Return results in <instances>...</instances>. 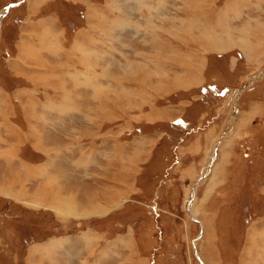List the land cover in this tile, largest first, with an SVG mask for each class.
Wrapping results in <instances>:
<instances>
[{"label": "rangeland", "instance_id": "1", "mask_svg": "<svg viewBox=\"0 0 264 264\" xmlns=\"http://www.w3.org/2000/svg\"><path fill=\"white\" fill-rule=\"evenodd\" d=\"M234 1H179L169 64L145 0H0V264L92 232L96 264H264V1Z\"/></svg>", "mask_w": 264, "mask_h": 264}, {"label": "crops", "instance_id": "2", "mask_svg": "<svg viewBox=\"0 0 264 264\" xmlns=\"http://www.w3.org/2000/svg\"><path fill=\"white\" fill-rule=\"evenodd\" d=\"M82 1L84 2V1H87V0H82ZM126 1H129V2L130 1L132 2L133 1V2H135V0H126ZM145 1H147V3L144 4V7L146 9L145 12H144L145 15H149L151 17H155L156 18V20H155L156 30L158 31V33L160 32L161 34H163L165 36V38H167L168 41H169V42L163 41L162 42V45L159 48H157V49L161 50V53L159 54L160 62H162L164 60H168L169 64L175 63L174 62L175 61V56L165 55L164 54V50H173L174 51L176 48H180V47H183V48H189V47H191V45L183 44L182 42H181L182 44H176L175 43V26H178V25L185 26L184 28H182L184 30L181 29V33H182L181 34V37H184V36H189L190 35V32L193 30V28H192L191 25L194 26L195 24H197L195 22V19L196 18H195V14L194 13L192 15L193 16V19L192 20H190V18H191L190 16L185 17L184 15H182V14L180 15L179 14V10H180V9H178L179 8L178 7L179 6L178 4L180 3L179 1H182L185 4L184 6H181V8L182 7L184 9H186V8H189L190 9V8H192V10L195 12V11H197L196 10L197 9L196 1H198V0H145ZM211 1L212 0H201L202 4L204 6L203 12H205V14L210 13L211 10H212V6H210L208 4ZM242 1L243 0H235L232 3L231 7H230L231 10L234 11V12H236V13L238 11V13H239L241 11V2ZM257 1L261 2V1H264V0H257ZM79 2H80V0H79ZM88 2H89V0H88ZM168 2H170V4H167ZM89 4L92 6L91 9L92 8L94 9V7L92 5L94 3H89ZM262 7L263 6L257 7V8H262ZM198 8H200V6ZM252 8H256V7H254L253 4H252ZM85 10L87 11V6H86ZM92 12H93V10H90L89 11V14H92ZM175 13H177L178 16L175 15ZM204 16L205 15H203V16L200 15L199 16V24L198 25H200V21L201 20H204V26L203 27L205 28V27H207V25H206V18ZM174 17H175V19H174ZM163 18H166V21L168 23H164V24L158 23L157 24V22L160 21V20H162ZM215 18H214V20H215ZM224 18L226 19L225 16H224ZM229 19H232L233 21L236 20L235 18H229ZM236 22H238V20H236ZM260 22L261 21H259V23ZM42 23H45V25L48 26V24L46 23V21L45 22L42 21ZM263 23L264 22H262V24ZM227 24H229L230 27L233 28L232 22H230V23L227 22ZM125 25H126V23H125ZM169 26H170V28H168V29L163 28V27H169ZM34 28H35V26H34ZM42 28H40V29L42 30ZM91 28H93V27H91ZM49 29H50V32L53 35H55V33L52 32V28L49 27ZM156 30H153V31H156ZM38 31H39V29L35 30L34 31L35 34H36V32L38 33ZM147 31H149L148 28H147ZM243 31H244V33H246L245 29ZM241 32H242V30H241ZM259 34H260V31H259ZM31 35H33V33ZM262 35L264 36V33H262ZM56 38H57L58 41H61V38L58 37L57 35H56ZM188 39L191 40L190 38H188ZM192 39H193V36H192ZM193 41H194V39H193ZM187 42H189V41H187ZM26 43H28V42H26ZM251 43L252 42L250 41V44ZM20 45H22V43ZM228 46H230V45H228ZM22 48L23 47H21L20 52H19V54H21V57L18 54L19 49L16 50V51H13L14 54L12 53V55L10 57L11 58H14V57H16L15 55H17L18 56L17 58L23 59L26 56V54H28L30 56V58H24V60H25V62H30V60H31V58L33 56V55L29 54L30 52H28V50L29 51L31 50L30 47L29 46H26L25 47V50L24 49L22 50ZM62 48L64 49L63 46H62ZM64 50H66V48ZM172 55H175V53H172ZM32 59L34 61H31L30 63H37L38 61H40V62L43 61V58H41V57L38 58L37 56L33 57ZM152 60H154V59H152ZM156 60H157V58H155V61ZM151 62H154V61H151ZM175 93H177V92H175ZM181 93H183V92H181ZM177 97L178 96L175 95V98H177ZM181 103H182V101H176L175 107H173L172 112H175V115H176L175 117H177V116L182 117V115L185 112V111L183 112L184 106ZM254 108H255L254 103H253V101H251V116L254 114V112H256ZM187 111H189V108H188ZM247 113H248V108H247ZM257 114H258V112H257ZM141 123H142V125L144 127V130H147V129L151 130V129H154V128L155 129H158L161 126H163V125H161V126L158 125L156 127H152V126L149 125V124H152V123H143V122H141ZM156 124H158V123L156 122ZM145 133L146 134L148 133L150 135H153V133H149V132H145ZM142 134H144V133H142ZM85 205H87V206H84L83 208H85V207L96 208L98 206V205L94 204L93 201L88 202ZM99 211L102 212V213L105 212V211H101V210H99ZM92 234H93V237H95L93 232H92ZM82 235H85V236H82ZM82 235H75L74 236L75 239L72 240V243L76 242V244L78 245V247H76V249L74 250V252L76 254V256L74 258H73V254H71V251L72 250L65 251V250H62L59 247H57L55 250H53V253H51V254L45 253V252H48L49 251L47 249V244H48V242H49L50 239H48L46 242H44L42 244L43 245L42 248H40L41 245H38V248H40V249L39 250H34V251H40L41 254L43 253L42 256L40 255V258H39V260L41 262H44L43 259H45V256H47V257L49 256L47 258V259H50L49 260V264H90L89 260H91V261L94 260V262L96 264V261H97V259L99 257L95 253L96 250L94 252H92V247L94 246L95 240L92 239L93 237H92V235L90 233H84ZM88 237H89V239H91L90 241L87 240L86 243H85V241L84 242L81 241V239L82 240H85ZM261 241H264V236H262V240ZM72 245L73 244H70L69 246H72ZM42 249H44V250H42ZM29 254L30 255H28V258L26 259V261L33 262V259H32L33 254L30 252V250H29Z\"/></svg>", "mask_w": 264, "mask_h": 264}, {"label": "bare ground", "instance_id": "3", "mask_svg": "<svg viewBox=\"0 0 264 264\" xmlns=\"http://www.w3.org/2000/svg\"><path fill=\"white\" fill-rule=\"evenodd\" d=\"M7 13V10H4L3 12H2V14L4 15V14H6ZM2 14H1V16H2ZM220 18H222V16H220ZM258 27V26H257ZM223 28V27H222ZM259 28V30L261 29V28H264V25H262V26H260V27H258ZM264 30V29H263ZM206 31V30H205ZM224 31H226L227 32V30H224ZM261 31V30H260ZM206 33V32H205ZM209 33V32H208ZM217 33V32H216ZM261 33V32H260ZM264 33V32H263ZM214 36V35H213ZM213 36H212V42L210 43V45H213L214 47H219V48H223V47H225V45H227L228 43H230L232 40H233V38L234 37H230V39L231 40H226V42H225V40H224V38L223 37H221V34L219 35V36H217V37H215V38H213ZM223 36V35H222ZM200 42H201V44H204L205 46L207 45L208 46V44H209V38L208 37H204V38H202L201 40H200ZM158 44V43H157ZM206 46V47H207ZM252 47V46H251ZM254 48V47H253ZM252 49V48H251ZM251 51V50H250ZM258 51V50H257ZM253 54H254V52H253ZM198 76V75H197ZM51 149H53V148H51ZM1 192V191H0ZM36 196V195H35ZM53 196V195H52ZM65 197V196H64ZM53 199V198H52ZM58 199V198H57ZM69 199V198H68ZM34 200V199H33ZM63 201V200H62ZM71 201V202H70ZM69 201V203H74V202H72V200H70ZM39 202H42V201H39ZM38 202V203H39ZM65 202V201H64ZM34 203V202H33ZM55 203V202H54ZM39 205V204H38ZM73 205L74 204H72L71 205V207H73Z\"/></svg>", "mask_w": 264, "mask_h": 264}, {"label": "water", "instance_id": "4", "mask_svg": "<svg viewBox=\"0 0 264 264\" xmlns=\"http://www.w3.org/2000/svg\"><path fill=\"white\" fill-rule=\"evenodd\" d=\"M10 8V6H8L5 10H8Z\"/></svg>", "mask_w": 264, "mask_h": 264}]
</instances>
